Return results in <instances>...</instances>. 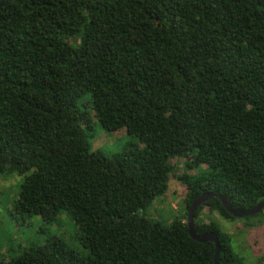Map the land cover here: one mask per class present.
Here are the masks:
<instances>
[{"label": "trees", "instance_id": "trees-1", "mask_svg": "<svg viewBox=\"0 0 264 264\" xmlns=\"http://www.w3.org/2000/svg\"><path fill=\"white\" fill-rule=\"evenodd\" d=\"M90 111L138 142L95 149ZM175 158L207 168L181 176L183 212L164 224ZM0 172L25 175L16 215L68 211L89 250L52 235L0 264H215L192 202L264 199V0H0ZM204 207L250 228L264 209L239 218L213 197L196 213L220 264H246Z\"/></svg>", "mask_w": 264, "mask_h": 264}, {"label": "rangeland", "instance_id": "rangeland-1", "mask_svg": "<svg viewBox=\"0 0 264 264\" xmlns=\"http://www.w3.org/2000/svg\"><path fill=\"white\" fill-rule=\"evenodd\" d=\"M91 128L86 127L88 139L93 147L105 154L115 156L123 153L132 143L138 140L127 134L125 129L107 131L96 119L93 111ZM174 166L170 180V189L166 196V204L161 207L160 220L164 224L169 223L172 214L183 212L187 185L182 182V175H198L207 166H192L188 158L172 159ZM25 181V175L16 172H0V260L14 247L21 244L26 247L31 244L43 243L49 236H62L70 245L82 254L89 250L80 242L79 228L68 211H63L53 222H46L38 214L24 217L16 215L13 211L15 201L19 197L21 185ZM157 218L158 215H151ZM175 218V217H174ZM174 218H171L172 220ZM211 219L220 226L223 231L231 232L235 245L246 260V264H259L264 254V217L256 219L253 228L246 226L247 220L226 219L218 212H211L204 207L198 222L210 223ZM255 219V218H254ZM10 257V255H8Z\"/></svg>", "mask_w": 264, "mask_h": 264}, {"label": "water", "instance_id": "water-1", "mask_svg": "<svg viewBox=\"0 0 264 264\" xmlns=\"http://www.w3.org/2000/svg\"><path fill=\"white\" fill-rule=\"evenodd\" d=\"M213 197L220 198L227 210L231 214L239 218L245 216H253L260 213L264 209V199L261 200L258 204H256L253 208L248 210L234 208L232 206L231 198L229 196L216 191L203 193L192 202L189 207L187 218L189 233L194 239L200 242L214 241L216 244L215 264H220L219 256L221 252V246L219 243L218 234L215 231L199 234L196 228V213L198 209Z\"/></svg>", "mask_w": 264, "mask_h": 264}]
</instances>
